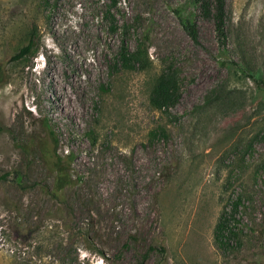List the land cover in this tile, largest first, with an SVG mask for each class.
<instances>
[{"label":"rangeland","instance_id":"obj_1","mask_svg":"<svg viewBox=\"0 0 264 264\" xmlns=\"http://www.w3.org/2000/svg\"><path fill=\"white\" fill-rule=\"evenodd\" d=\"M226 8L223 47L189 0H0V264H264V0ZM169 66L165 112L150 98ZM57 163L61 200L43 191Z\"/></svg>","mask_w":264,"mask_h":264},{"label":"trees","instance_id":"obj_2","mask_svg":"<svg viewBox=\"0 0 264 264\" xmlns=\"http://www.w3.org/2000/svg\"><path fill=\"white\" fill-rule=\"evenodd\" d=\"M196 9H198L203 18L213 21L217 40L219 44L226 47L227 43V0H189ZM180 21L190 36L195 42L199 43V29L197 22L191 16H187L185 13L180 15ZM34 44L32 38H28V42L23 46L15 59L24 58L30 55L34 50ZM149 58H143L142 52H131L126 48H122L117 61L122 63L126 68L139 67L146 68ZM256 81H262V77H255ZM181 75L175 66H169L164 69L154 83L150 101L152 105L161 111L169 112L171 108L175 107L180 101L181 92ZM69 167H63L60 163L56 164V174L52 184H46L43 188L45 194L51 195L57 200H61L63 192L68 186H70V174ZM14 179L19 185L24 186L27 179L23 172L16 171ZM241 205L240 198H237L232 206L224 207L219 221L215 228V240L220 248L227 247L230 241L236 239L239 235L237 228L232 226V222L236 220L238 209ZM57 213H61L63 210L60 206L55 208Z\"/></svg>","mask_w":264,"mask_h":264},{"label":"bare ground","instance_id":"obj_3","mask_svg":"<svg viewBox=\"0 0 264 264\" xmlns=\"http://www.w3.org/2000/svg\"><path fill=\"white\" fill-rule=\"evenodd\" d=\"M69 100H70V98H69ZM74 109H75V108H74ZM74 109H73V110H74Z\"/></svg>","mask_w":264,"mask_h":264}]
</instances>
